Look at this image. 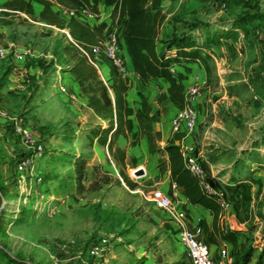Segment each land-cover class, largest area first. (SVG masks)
Here are the masks:
<instances>
[{"label":"rangeland","instance_id":"1","mask_svg":"<svg viewBox=\"0 0 264 264\" xmlns=\"http://www.w3.org/2000/svg\"><path fill=\"white\" fill-rule=\"evenodd\" d=\"M6 2L0 4V21L10 31L0 33L1 47L12 51L37 46L51 54L50 64L60 54L71 60V68L76 64L80 56H75L72 39L60 28L40 27L23 13L11 17L4 11L9 10ZM164 10L182 23L173 36L191 32L202 48L197 63L206 77L195 100L196 128L187 138L202 157L207 181L227 191L224 212L233 215L236 225L220 228L236 232V246L217 240L229 246L233 263L244 264L247 258L249 264H264V0H193L189 6L171 4ZM187 79L188 85L195 82ZM48 89L41 100L32 96L31 88L19 100L11 99L15 118L28 129L33 146L15 131L14 117L0 118V264H88V247L96 240L106 238L108 249L119 239L124 253L128 242H141V226L147 253L142 259L148 264H190L169 234L166 216L141 195L158 188L166 168L164 153L150 152L135 123L134 133L124 138L125 143L120 141L129 153L120 164L107 150V142L102 143L104 136L91 135L107 123L80 102L69 104V93L62 96L54 84ZM139 90L131 92L130 102H140L141 92L151 114L153 109L160 113L156 122L163 118L169 123L178 109L172 105L169 112L155 88ZM154 143L161 149L155 137ZM38 145L40 154L34 150ZM22 156L31 165L19 174L16 165ZM153 156L161 170L158 177L150 166ZM137 167L146 174L131 175ZM227 186H237L238 193ZM201 238L213 243L208 233L201 231ZM138 249L141 253V246Z\"/></svg>","mask_w":264,"mask_h":264},{"label":"trees","instance_id":"2","mask_svg":"<svg viewBox=\"0 0 264 264\" xmlns=\"http://www.w3.org/2000/svg\"><path fill=\"white\" fill-rule=\"evenodd\" d=\"M160 2L161 0H104L105 6L112 8L111 23L108 26L104 22L93 28L83 26L74 18L65 19L57 16L52 7L59 5L73 9L86 8L91 13L97 14L98 0H7L4 6L19 14L32 16V3L41 5L42 11L39 20L60 29L67 28L72 41L84 49L101 40L104 37L103 33L111 25H115L120 45L121 43L125 45L127 55L141 87L145 88L152 79L160 77L169 84L167 95L171 104L178 110H182L186 104L184 76L181 73L171 72L170 67L176 65L188 73L189 68L187 66L199 61L202 48L194 42L196 37L191 32L180 37L172 36L166 41L157 38L165 20ZM158 43L162 45L159 52L156 50ZM70 47L75 56H80L70 72L79 85L81 93L87 98L90 109L96 117L107 123L105 128L98 125L91 135L97 138L103 135L102 143L107 142L106 148L109 153H113L114 158L120 164H124L126 161L125 151L117 147L114 149V145L118 137L127 138L132 135L135 123H137V129L147 138L150 152H163L167 155L171 179L176 186L183 189V195L187 202L208 211L213 218L211 228L214 234L221 241L229 243L234 248L236 246V232L225 231L218 224L222 208L221 199L217 194L218 192L221 193L226 199L227 191L214 184L213 190L217 194L208 193L184 167L180 148L174 143V141L181 139L182 135L175 134L173 140L169 141L162 149H158L152 134V124L156 122L157 117L151 114L149 103L142 93H139L141 99L139 106L136 109L131 108L127 100L128 82L109 65L111 84L105 85L100 79L98 70L87 61L73 44H70ZM173 48L175 53H168ZM161 97L165 99L164 94ZM24 158L25 156L20 157L18 163ZM200 158L202 159V157ZM203 163L202 168L206 173L208 170ZM129 186L135 187L133 184H129ZM237 189V186L236 188L227 186V190L233 194L238 193ZM201 228L204 233L207 232V226L204 223H201ZM9 262L22 264L16 261ZM235 264L238 263L235 262ZM244 264H249L247 258H245Z\"/></svg>","mask_w":264,"mask_h":264},{"label":"crops","instance_id":"3","mask_svg":"<svg viewBox=\"0 0 264 264\" xmlns=\"http://www.w3.org/2000/svg\"><path fill=\"white\" fill-rule=\"evenodd\" d=\"M5 0H0V4H2ZM190 2H193V0H161L160 6L162 8L163 13L165 14V20L159 30L157 38L159 40H168L171 38L175 33L178 32V29L182 26V23L175 22L172 18L171 14H168L164 8L168 7L169 5L173 4L174 6L184 5L189 6ZM180 3V4H178ZM62 6L54 5L52 7L53 12L60 17L59 8ZM32 9H33V18L36 20L35 24H38V26L43 28L51 27V25H48L45 22H42L39 20V15L42 11V6L37 3H32ZM2 9H0L1 11ZM6 13L11 14V17H16L19 15L18 12L13 11L12 9L4 10ZM111 7H106L104 4V0H98L97 3V14L96 19L94 20H88L86 18H77L75 19L78 23L82 24L83 26L93 28L98 26L101 23H107L109 26L111 23ZM1 19V17H0ZM9 26H5L1 24L0 21V33L3 31H10L8 28ZM59 31L67 36H69V33L66 29H62ZM105 35V32L103 33ZM178 34V33H177ZM9 35V34H8ZM70 37V36H69ZM71 39V38H70ZM122 45V52L126 60L127 64V73L123 75L122 77L128 82L129 84V91L127 100L129 103V106L133 109H136L140 102H135V104H132L130 102V95L131 92L134 91L135 93L139 92L141 85L139 83L138 76L131 64V61L127 55L126 47L123 43ZM1 47V46H0ZM3 48V47H1ZM162 48V45L158 43L156 50L159 52ZM5 49V48H3ZM7 51V57L4 60L0 61V77L2 76L3 80V87L1 90V96H0V110L3 113V115L0 116L2 119H9L14 117L16 115V109L12 106V100H19V98L22 97V94L26 92L29 88L31 90L29 91L32 93V96L37 97L38 100H41L44 95H47V91L49 90L48 87L50 84H54L55 86L63 85L67 88V91L69 93V97L67 98L66 95H62L66 97L65 99L69 100V104L76 105L78 102H80L89 112L93 111L90 109L88 105V100L86 97H83L80 87L75 82L73 75L70 72L71 68V60L67 57L65 54H60V58L58 61L55 59L54 62L50 64V59L52 58L50 53L44 54L43 51H41L37 46L33 47L32 50H29L28 48H20L15 47L12 51H9V49H5ZM14 52H26L25 57L22 60H16L13 57ZM168 53L174 54L175 49H171ZM53 59V58H52ZM10 60V62L8 61ZM9 62V64H7ZM95 62L97 65L98 74L100 76V79L104 82L105 85L111 84V78H110V66L109 64L101 57H96ZM11 65V66H10ZM189 68V72L186 73L182 67L172 65L170 67L171 72L173 73H181L184 76L183 79V85L186 89L193 85L194 83H197L198 89H199V95L201 92V86L204 84L205 80V73L204 69L199 63L195 64H189L187 66ZM187 77L190 79H193L195 82H192V84H187ZM1 78V80H2ZM160 87V89L158 88ZM147 88H155L156 93H161L165 95V104L167 108H169V112H171V102L167 95V89L169 87V84L165 83L163 79L160 77H156L155 79H152L149 85L146 86ZM145 87V88H146ZM28 92V93H29ZM27 93V92H26ZM141 93V92H140ZM46 97V96H45ZM150 103V102H149ZM72 105H69L72 108ZM153 114L157 116V118H160V113L156 112L154 109L152 110ZM169 115V114H168ZM170 118L169 123L166 122L165 119L162 118L160 122H154L152 124V132L155 137V141L157 145L162 149L169 141L173 140L175 137V134L172 131L171 128V120L174 117ZM169 118V117H168ZM13 119V118H12ZM169 120V119H168ZM167 120V121H168ZM166 123H165V122ZM180 140V139H179ZM179 140L174 141L175 145H178ZM125 139L124 137H118L117 138V148L124 150V145L122 142ZM185 142L189 143L190 140L188 138H185ZM130 150V148L128 149ZM208 151L206 150V153ZM126 155H129L127 152ZM163 159L165 161V170L162 173V177L159 182L156 183L157 189L161 190L164 194H166L168 197L171 198L173 203L177 206L179 210H182L185 212L191 219L195 221H199V226H201V223H204L205 226H207V232L209 238L212 240L213 243H207L205 240H203L210 249V252L213 256V258H216L218 255V252L221 248H226L229 251V246L226 244H221L217 240V236L214 234L211 224H212V216L209 214L208 211L204 210L203 208L199 206H193L190 205L187 202V199L183 195V189L181 187H178L175 185V183L172 181L170 172L168 169V158L167 155H163ZM157 156L151 157L150 166L153 169V176L158 177L160 176L161 170L157 166ZM202 161V159H201ZM142 167V166H141ZM140 169V167H137ZM143 169V168H141ZM144 173L145 170L143 169ZM146 174V173H145ZM209 182V179H208ZM211 181L209 182V184ZM212 186H214L213 183H211ZM167 218V217H166ZM220 224L223 228V226H234L236 225L235 221L233 220V215H229V213L225 214L223 211L220 215ZM168 219V218H167ZM228 222V224H225L224 221ZM169 225V234L172 236L173 240L177 243V245L181 248V253L183 252L186 254L185 248L179 243L178 237H177V229L172 224V222L168 219ZM238 226H241L238 225ZM231 228V227H229ZM224 229V228H223ZM203 232V229H202ZM130 236L127 235L125 238H129ZM117 239L115 242H113V246L107 249V252L105 253L104 257L95 264H137L139 263V259H141V264H148L147 260H143L142 256L145 255L147 257V253L145 251V226H141V242H139L137 245H135L134 240L130 243L128 242L126 245H124L125 252L121 253L119 250L121 247H119L117 244ZM216 244H220V246H216ZM111 245V244H110ZM141 246V253H138L140 249H138ZM134 249V252H132ZM128 253H132L131 255Z\"/></svg>","mask_w":264,"mask_h":264},{"label":"built area","instance_id":"4","mask_svg":"<svg viewBox=\"0 0 264 264\" xmlns=\"http://www.w3.org/2000/svg\"><path fill=\"white\" fill-rule=\"evenodd\" d=\"M225 7V5H222ZM60 17L65 19H77L86 18L88 20L96 19V15L91 13L86 8H59ZM67 36V35H66ZM71 41L70 37L67 36ZM72 44L81 52V54L87 59V61L97 69L95 62L96 57H101L106 60L109 65L120 76L127 73V64L122 52V48L119 41V36L115 25H111L105 32L104 37L98 40L97 43L88 46L86 49L79 47L73 41ZM13 57L16 60H22L26 52H14ZM7 57V51L0 47V61ZM102 81V80H101ZM103 82V81H102ZM104 83V82H103ZM57 92L61 95H67V88L63 85L56 86ZM199 96V89L196 83L189 86L185 91V107L182 110H178L171 120V128L174 134H181L182 137L179 140L178 146L183 159L184 167L193 175L199 184L208 192L215 193L213 187L209 184L205 177L204 170L202 168V161L200 156L196 153L195 147L185 142L187 138L196 128L198 113L195 109V100ZM3 113L0 110V116ZM15 131L22 137V139L33 146L28 129L24 128L22 121L17 118H13ZM36 153L40 154L42 147L40 145L34 148ZM106 157L111 167L116 170L115 162L106 150ZM31 165L29 159H24L16 165L17 173H22ZM139 168L133 169L131 175L135 174ZM121 183L122 179L119 177ZM144 200L150 202L155 208L160 210L176 227L177 237L179 243L185 248L186 256L190 264H235L231 260L228 249L221 248L216 258H213L209 246L201 238L202 228L199 226V221L191 219L185 212L179 210L173 203L170 197L164 194L159 189L151 190L147 193H141ZM221 199L220 205L222 212L226 209L225 198L221 193L217 194ZM108 240L104 237L96 240L95 243L88 247V264H95L98 260L102 259L107 252Z\"/></svg>","mask_w":264,"mask_h":264},{"label":"water","instance_id":"5","mask_svg":"<svg viewBox=\"0 0 264 264\" xmlns=\"http://www.w3.org/2000/svg\"><path fill=\"white\" fill-rule=\"evenodd\" d=\"M142 174H143V170L142 169H138L137 171H135V175L136 176H139V175H142ZM210 185H211V183H210ZM211 187H214V186L211 185Z\"/></svg>","mask_w":264,"mask_h":264}]
</instances>
